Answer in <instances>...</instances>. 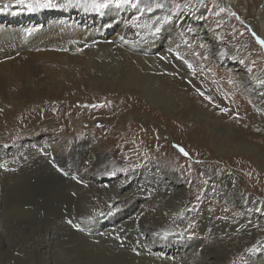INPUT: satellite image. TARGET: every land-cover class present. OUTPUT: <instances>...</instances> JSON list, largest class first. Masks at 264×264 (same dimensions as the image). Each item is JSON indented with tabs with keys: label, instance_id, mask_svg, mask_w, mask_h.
<instances>
[{
	"label": "rangeland",
	"instance_id": "obj_1",
	"mask_svg": "<svg viewBox=\"0 0 264 264\" xmlns=\"http://www.w3.org/2000/svg\"><path fill=\"white\" fill-rule=\"evenodd\" d=\"M230 1L232 0L161 1L166 4L167 8L169 6L174 8L179 5L181 7L193 5L197 7L196 11L199 15H204V10H210L205 15L208 17L209 25L213 26L212 32L218 35L221 43L218 51L210 50L207 43L205 45L201 38L200 42L194 32L189 30V27L182 29L180 33H170L168 27L165 33L164 43L169 45L167 55L169 58L171 57L170 62L182 63L181 65L191 62V68L179 71L170 64L159 60L143 67L137 62L127 63L123 55L116 49L97 48L87 54L74 67V71L63 74L61 70H57L53 75L64 77L60 81L67 82L66 85L78 88L83 86L89 92L104 93L105 96L91 100L88 98V96H92L91 93L81 95L78 89L74 92L71 90L69 95L74 99L73 102L65 99L64 97L67 95H62L63 93L58 94L56 99H48V105L43 106L42 104L37 107L39 110L37 113L40 116L37 115L29 125L23 126L20 122L26 118L24 116H17L19 123L9 124L11 125L9 127H6L4 120H0V181H2L0 186V264H158L150 258L152 244L178 243L184 245L187 238L196 242L199 239L202 244L209 243L212 246L203 251L205 246L191 244L186 255L189 254L192 257H189L190 260L180 261L179 264H197L198 262L205 264L206 257L209 255L221 260L219 264H240L242 261L247 264H264V259H262L264 251H260V248L264 249V247L261 246L262 243H258L260 240L257 242L260 248L252 251H250L251 248H247V245L254 240L252 238L258 235L264 238V192H259L257 187L252 188L254 173H246L250 177L249 179L241 172V162L236 160V156L252 157L255 166L252 165L253 171L264 174V155L262 154V149L264 150V46L256 39V37L264 39L260 13V11L264 12V0H233L232 5L229 3ZM142 2L151 4L149 0H140L139 6H142ZM198 5L204 6V9ZM24 11L29 12L26 9ZM167 11L161 17L171 16L172 19L167 21L171 23L174 15L169 10ZM132 12L128 21L140 26L141 17L139 14L141 10ZM2 14L5 16L3 19L9 17L4 12ZM229 52L234 54L235 64L239 63L244 70L237 69V66L229 67L217 61L218 53ZM179 57H183V59ZM198 64L202 69L201 67L197 68ZM209 66L219 72L213 77L216 86L224 84L226 90H230L229 92L233 95V90L238 88L237 90L241 91H239L240 94L242 97H246V100H241L238 96L234 102L228 98L229 96L222 91L221 87L218 89L221 90L222 97L218 96L217 92L207 89L209 88L208 83L201 81L202 78L199 74L202 75ZM38 67L41 71L40 61H38ZM126 70L133 71L134 75L143 77L144 80H138V87L130 88L134 92L133 95L129 93L130 89L124 87V80H120L123 74L126 76ZM198 70L203 71L200 73ZM245 71L249 72L254 87H258L259 91L263 92L262 94L254 93L257 91L256 89L247 90L243 86L241 73L243 74ZM80 73L82 76L77 78ZM164 75H170L173 78L178 76L177 78L183 80L184 83L187 82L188 86L191 84V90H194L198 97H203V101L199 104L192 100L182 102L183 104L180 102L178 111H175L176 92L173 85L165 82ZM106 80L109 82L107 83ZM142 84L143 86H141ZM197 89L201 91L197 93ZM135 97L143 100L148 108H154L155 114L150 115L151 121L144 122L138 119L137 116H141L140 114L135 117L133 111ZM214 97L218 101L222 100L221 104L217 105ZM114 102H119V104L116 105ZM120 103L128 105L126 107L127 114L124 117L126 122L122 126L125 130L121 129V132L125 135L133 124L137 125L136 127L140 130L142 129L141 131L151 130L153 138L150 137V134L149 137L155 142V147L147 146L148 150L143 146L139 147L140 151H135V147L129 148L121 145L123 142L117 141L120 140V136L115 133L112 137L114 141L107 145L106 156L100 161L99 168H104L106 174L111 177L113 171L122 175L146 167L153 162L160 167L169 168L168 178L170 177V180L173 181L182 180L189 193L174 196L172 194L165 195L162 186L158 187L154 181H140L137 183V187L141 191L140 193L145 194L146 202L150 204L139 202V206L134 210L137 211L136 215L139 216L144 209H146L144 210L146 215L157 209L158 215L155 217H147V215L138 223L120 229V232H116L117 234L112 235L110 239L91 241L84 237L81 238L79 235L80 233L84 235L87 232L90 233L89 230L99 223L102 218L100 214L109 206L104 200L94 196L96 201L94 213L96 214L87 215L82 210V202L87 191L77 177L75 179L73 176L65 175L55 164L56 169L54 167L49 169L53 172L59 171L62 175L44 173L39 175L41 177L38 180L25 182V177L23 180L18 177L11 178L9 175L12 173L11 170L19 171L22 168L17 165L9 166L8 162L12 156L22 157L26 154L25 152L21 154L26 148L24 139L27 137L31 139L34 136H41V134L47 135L49 132L60 134L62 126H65L62 128L63 130L76 131L75 138H86L92 141L96 138L101 139V136L107 135L105 129H109L108 120L114 118L116 113L121 112ZM70 105H72L71 109ZM27 108L30 109V107ZM113 108L116 109L115 112ZM74 109L81 110L79 115L81 117L77 118L78 121L67 118ZM222 109L236 111L234 114L236 115L235 123L232 122L230 116L226 115L228 111L224 112ZM215 111L222 112L221 115H224L226 120L220 123L206 120L208 115L214 117L218 115ZM158 113H163L164 116L168 115L173 120L180 119L184 128H176L173 123L170 126L166 121L158 120L156 117ZM44 114L46 117L43 116ZM63 117L70 124L73 122V126L64 125L66 121L62 120ZM201 127L205 130L206 142H201L194 132H190ZM176 144L182 147L188 155L185 156ZM10 150L14 153L9 154ZM143 156L148 158L142 159ZM229 157H231L230 161L227 159ZM81 161L86 164L90 163L89 158H83ZM39 168L44 170V166ZM61 170L64 172L63 169ZM230 173L236 177L237 186L240 188L239 192H236V187L231 184ZM215 175H220L219 179ZM106 178L108 179L107 175ZM224 193H228L227 199ZM212 201L218 203L213 209ZM241 204L245 207H242ZM111 206V209L115 210L112 201L109 208ZM71 209L73 212L79 210L81 215H78L83 217V220L74 216ZM247 210L254 214L252 217H255L258 212L261 215L262 221H259L260 224L255 228L256 230L242 226V218L244 214L246 215ZM205 214L218 219L224 217L233 222L222 225L221 223H208L205 221ZM213 214L217 216L215 217ZM103 218L101 220H104ZM141 221H143V225L140 223ZM161 226L166 229L153 237L149 238L148 234V237H145L152 244L142 243V230H150L151 227L152 230H155L153 228ZM172 232L175 233V236L172 235ZM104 235H107L106 232ZM44 239H48L50 242L49 250L45 253L39 249Z\"/></svg>",
	"mask_w": 264,
	"mask_h": 264
},
{
	"label": "bare ground",
	"instance_id": "obj_2",
	"mask_svg": "<svg viewBox=\"0 0 264 264\" xmlns=\"http://www.w3.org/2000/svg\"><path fill=\"white\" fill-rule=\"evenodd\" d=\"M149 1L151 2V4L142 2L141 3L142 6H139V8L137 9H134L130 6L116 7L115 4H110L109 7L107 8H102L97 10L95 5L104 3L105 0H71V4L63 8L46 9L44 11L37 10L34 11L33 13H30L24 11L25 9L24 5H17L15 3V0H1L0 8L5 9L3 12L8 14L9 17L3 19L4 14H2L3 12L0 13V120H4L7 125L6 127H9L11 126L9 124L14 125L13 123H19L17 122V118L24 116L26 118L22 119V121L20 122L22 123L23 126L29 125L34 121L37 115L40 116V114L37 113L39 112L37 107L42 106V104L43 106L48 105L49 104L48 99L50 98L56 99V96L58 94L60 95L61 93H63L62 95L64 94L67 95L64 97L65 99H67L70 102H73L74 99L72 98V96L69 95V92L71 90H73L74 92V90L78 89V92L81 95L83 93H91L90 95L92 96L91 97L88 96V98H90L91 100L94 98L97 99V97L99 96L100 97L105 96L106 94L104 93H98L94 91L89 92L88 89H86L83 86H80L78 88V87L66 85L67 82L60 81L64 79V77H62L61 75L58 77L53 75V73L56 72L57 70H61V73L63 74L65 72L70 73V71H74V67L77 66L80 63V61H82L86 57L87 54H90L94 49L97 48L110 47L112 49H116V51H119L123 55L125 61L129 64H133L134 62H137L139 63L140 66L144 67L146 64L149 65L159 60L160 62L168 63V65L170 64L171 66L177 68L179 71H184L188 69L189 68L188 65L191 64V62L190 63L187 62L183 65H181L182 63L170 62L171 60L169 59L171 57L169 58L167 55V51L169 50V45L164 43L165 42L164 37H165V33L168 30L167 29L168 27L170 29V33H174V32L180 33L182 29L189 27V30L194 32V34L197 36L196 38H198L200 42L201 39H203L205 45L207 43V47L210 50L218 51V49H220L219 47H221V43L218 39V35L217 34L215 35L212 32L213 26L209 25L210 22L208 20L207 15H205L208 14L210 10H204L203 13L204 15H199L197 14L196 11L198 10L197 7L193 5L182 6V7L181 5H179L174 8L173 7L171 8L169 6L167 8L166 4L161 2L162 0H154V1L149 0ZM232 1H230L229 3L231 4ZM56 2L60 4L68 5L69 0H56ZM158 5H162V7H158ZM185 5H189V4H185ZM200 7L203 8L204 6L203 7L200 6ZM134 10H138V11L141 10L139 14L141 17L140 26H136L131 21H128V18L131 15L130 13ZM167 10H169L174 15L173 21L171 23L167 21L164 23H160V20H158L157 18L160 19L164 18L161 16H163ZM260 13L262 16L261 18L262 28L264 29V12L260 11ZM157 27L160 28L159 32L155 31ZM130 30L131 33H129ZM204 59L207 58L205 57ZM38 61H40L41 63V71H39L40 69H38L39 68ZM217 61L222 62V64L226 66L229 67L237 66V69L244 70L242 69L243 67L239 65V63L235 64L236 62L235 56L231 52L218 53ZM200 67L201 65L198 64L197 68L199 69ZM62 69H67V70H62ZM201 71L203 70H198V72L200 73ZM125 72H126V76H124L123 74L120 80H124L123 85L128 89L133 87H138L139 86L137 85L138 80L144 81L143 77H140L136 74L134 75L133 71L131 70H126ZM217 73H219L217 70H215L212 66H209L208 68H206L205 71H203L202 75L199 74L200 78H202L201 81L208 83L209 88L207 89L213 92H217L219 94L218 96L222 97V94L220 92L221 90L218 89L219 87H221L222 91L226 93L227 96H229L228 98L232 99L234 102H236L235 98L238 96L241 98V100H246V97H242V94H240L241 91L237 90L238 88L233 90L234 91V95H233L229 92L230 90L229 91L226 90V88L223 86L224 85L223 82H221L223 84L222 86L219 85L216 86L213 77ZM241 75H242L243 86L246 87L247 90L256 89L257 91L254 93H258V94L263 93L259 91L258 87H254V83L251 79V75L249 74V72L245 71L243 72V74L241 73ZM81 76L82 73L78 74L77 78H80ZM88 77H91V75H88ZM177 77L173 78L170 75L163 76L165 82L170 85H173L174 90L176 92V99L175 101L173 100L175 111L176 110L178 111L181 103L187 100L195 101L198 104L203 101V97L202 98L198 97L197 94H195L194 90L193 91L191 90L192 87L191 84L190 87L186 84L187 82L184 83L183 80L178 79ZM106 81L107 83L109 82L108 80ZM141 86H143V84ZM226 87L228 88V86ZM131 90L132 89L129 90V93L133 95L134 92L133 90L132 91ZM200 91L201 90L197 89V93ZM58 97L62 98L60 96ZM127 98H133V97H127ZM213 99L215 103H217V105L221 104L222 100L218 101L217 99H215V97ZM114 103L116 105L119 104V102H114ZM224 104H226L225 101ZM206 105L209 107L207 103ZM127 106L120 103L121 112H119L120 110L117 111L119 113H116L114 115V118L112 119L110 118L108 120L109 129L107 130L105 129L107 135L101 136L102 137L101 139L96 138V140L92 141L86 138L84 139L75 138L76 131L70 130L69 132V130L67 131L63 130L62 128H64L65 126H62L60 134L49 132L48 134L45 133L47 135L41 134L43 138H41V136H37V137L34 136L31 139L27 137V139L23 140V142H26V148L23 150V153H21L24 154L25 152L26 154L23 155L22 157L12 156L8 162L9 166L14 167V165H17L18 167L22 168L19 169V171L11 170L12 173L9 174L11 178L18 177V179L23 180L24 179L23 177H25L26 179L25 182L26 181L32 182L33 180H38L41 177L39 175H42L44 173H48L49 175L50 173L52 174L57 173L59 175H62L59 171L53 172L49 169V168L52 169L53 167L55 168V164L56 167L62 173L64 174L67 173V176H73L75 179L77 177V179H79L82 182L80 184H82L87 191V195L86 197H84V201L82 202L83 205L82 210L87 215L96 214L94 213L95 205H96L94 196L98 197V199L104 200L106 204L109 206L112 201L113 205H115L114 207L115 210L111 209L112 206L110 208L109 206L108 208L106 207L107 209L103 212L102 215V218L104 217L103 218L104 220H101L102 219L101 218L99 220V223L93 229L89 230L91 234L87 232L88 235L87 234L84 235L78 231V234L80 233L79 237L80 236L81 238L84 237L87 240L102 241V240L110 239L112 235L117 234L116 232L118 231L120 232V229L127 226L130 227V225L136 224V222L138 223L143 217L147 215H148L147 217H155L158 215L157 209L152 213L149 212V214L147 215L144 214L146 213V211L144 212V210L146 209H144L143 211H141L140 213L141 215L139 213H138L139 216L136 215L137 211L134 210L137 206H139V202L144 203L146 205L150 204L149 202H146L147 198L145 194L140 193L141 191L137 187L138 185L137 183H139L140 181H145V182L154 181L155 183H157L158 187H160L159 185L162 186L165 195L172 194L174 196L176 194L185 195L189 193L187 186L182 182V180L173 181L170 180V177L168 178V174L170 173L169 168L167 167L165 168L163 166L160 167L153 162L152 164L150 163L146 167L140 169L138 168V170L136 171H129L126 174L123 173L124 175L123 174L121 175V173L117 174L115 173V171H113L112 172L113 175L111 177L108 174H106L104 168L102 167L99 168L100 161L103 160L106 156L105 151L108 150L107 145H109L112 141H114L112 137L113 134L115 133L119 134L120 140L117 141L123 142V144L121 145H125L129 148L135 147V151L136 150L140 151L139 147L142 148L143 146H145L144 149H148V150L149 148L147 146L153 148L155 147V142L151 139L153 138L152 137L153 133L151 132V130H148L149 132L141 131L142 129L140 130L138 127H136L137 125L134 126L133 124V126L130 127V131L128 133H125L124 135L121 132V129L122 131L125 130L124 128H122V126H124L125 125L124 122H126V120L124 121V117L127 114V110H126ZM27 107H30V109H28ZM71 107L72 105H70V109ZM115 110L116 109H114V112ZM17 111L19 112L17 113ZM80 111L81 110H76V109H74V111L72 110V112H70V116H68L67 118L71 119L72 121H78L77 118L81 117L79 116ZM133 111L135 112V117L138 114H140L141 116H137V118L144 122L151 121L150 115L155 114L154 108H148V106H146L143 103V100L137 97H135L134 99ZM241 111H245V110H241ZM215 112L218 115L214 114L215 117L208 115L206 117V120H210L211 122H216V123H220L226 120L223 117L224 115L223 116L221 115L222 112L221 113L220 111H215ZM235 112L228 111L226 113V115L231 117L233 123H235L234 122L236 116L234 115ZM43 116L46 117L45 114ZM156 117H158V120H164V122L166 121L169 125L173 123L176 128L177 127L184 128V124H182L180 119L173 120L168 115L164 116L163 113L161 114L158 113V116L156 114ZM62 120L66 121V122L64 121L65 122L64 125L73 126L72 124L73 122L70 124V122L69 121L67 122V119L65 118ZM224 125H226V123H224ZM190 132H194V134L197 135V138L201 142H206L207 136L205 130L202 127L192 130ZM149 134L151 138L149 137ZM12 152L13 151L10 150L9 154H11ZM262 152H263L262 154L264 155L263 149ZM231 157L227 158L228 161H230ZM83 158H89L90 163L86 164L83 161H81ZM146 158L148 157L143 156L142 159H146ZM236 160L238 162H241L240 169L242 173H244L245 175L254 173L255 176L253 178L254 186L252 185V188L257 187L259 188L258 190L259 192H264V174L255 173L253 171L252 168V165L254 166L253 158L252 157L243 158L242 156H236ZM43 166H44V170L39 168ZM18 167L16 168L18 169ZM61 169H63L64 172ZM12 174H14V176H12ZM106 175L108 176V179L107 178L105 179ZM218 176L220 175H215L216 178H218ZM140 177L142 178L139 179ZM230 178L232 180L231 184L234 187H236L235 191L239 192L240 188L237 186L236 177L230 173ZM1 183L2 181H0V186ZM97 192L98 194H96ZM227 195L228 193L226 194L224 193L226 199H227ZM212 203H213L212 209L213 207H216V205H218L217 202L212 201ZM223 205L224 207L228 208L225 204ZM241 206L245 207V205L242 204ZM219 210L222 211L224 210V208L222 210L221 209ZM71 212H73L72 209ZM73 213H74L73 215L79 217V219L83 218L80 217L81 214L79 210ZM227 213L228 215L230 214L229 211ZM213 215L215 217L217 216L215 214ZM252 215L254 214H252L251 211L248 210L246 211V215L244 214L242 218V226L248 228L250 227L252 230H254L259 226L260 224L259 221L261 222L262 218L259 212L256 214L255 216L256 218L252 217ZM222 216H224L223 213ZM204 217H205V221L208 223H221L222 225L225 223L233 222L231 219H226L224 217L220 219L213 218L207 214H205ZM140 223L142 225L144 224L143 221H141ZM153 229L155 230H152L151 227L150 230L141 231L142 243H147V244L149 243V245L152 244L150 241L147 240V238H145L148 237L147 234L149 235L150 238L155 235H158L166 228L161 226ZM105 232L107 235H104ZM174 234L175 233L172 232V235ZM187 239L184 245H179L178 243L169 244V245H162L156 243L152 244L153 245L151 248L152 254H150V258L153 259L154 262L158 264H177V263L179 264L180 261L190 260L189 257L190 256L192 257V255L189 254L186 255L187 254L186 251L191 244L205 246L204 247L205 249L203 251H206L212 246V244L209 243L202 244L201 241H199V239L197 242L195 240L193 241ZM252 239L254 240L247 245V248L248 247L251 248L250 251L260 248L258 246V243L260 244L262 243L261 246L264 247V238H261L258 235ZM259 240L260 242H258ZM49 246H50L49 240L44 239V241L39 246V249L40 251L45 253L49 250ZM260 251L263 252L264 249L260 248ZM206 258H207V262L205 264H219V262L221 261L210 255ZM262 259L264 258L262 257ZM197 264H199V262ZM240 264H247V262L242 261Z\"/></svg>",
	"mask_w": 264,
	"mask_h": 264
},
{
	"label": "snow or ice",
	"instance_id": "obj_3",
	"mask_svg": "<svg viewBox=\"0 0 264 264\" xmlns=\"http://www.w3.org/2000/svg\"><path fill=\"white\" fill-rule=\"evenodd\" d=\"M15 3L17 5H24V7H25V9L27 11L33 12V11H37L39 9H57V8H63V7L69 6L71 4V0H69L68 5L57 3L56 0H15ZM110 4H115L116 7L130 6L132 8H139L140 0H135V2H134V0H105L104 3L97 4V5H95V7H96L97 10H99V9H102V8L109 7ZM158 7H162V5H158ZM4 10L5 9L0 8V11H4ZM221 11H224V9H221ZM157 19L160 20V18H157ZM171 19H172L171 16H165L163 18V20H160V23H164L166 21H170ZM155 31L156 32H159L160 31V28L157 27L155 29ZM253 35L255 36V33H253ZM256 39L259 41V43L262 46H264V39H260L259 37H256ZM179 58L180 59H183V57H179ZM188 66H189V68L192 67L191 64H189ZM222 111L227 112L229 110L228 109H222ZM179 150L185 156L188 155V153L182 147H180ZM65 175H67V173H65ZM101 215H103V213H101ZM68 222L71 223V221H68Z\"/></svg>",
	"mask_w": 264,
	"mask_h": 264
},
{
	"label": "water",
	"instance_id": "obj_4",
	"mask_svg": "<svg viewBox=\"0 0 264 264\" xmlns=\"http://www.w3.org/2000/svg\"><path fill=\"white\" fill-rule=\"evenodd\" d=\"M176 146L178 147V144H176ZM180 148V147H179Z\"/></svg>",
	"mask_w": 264,
	"mask_h": 264
}]
</instances>
